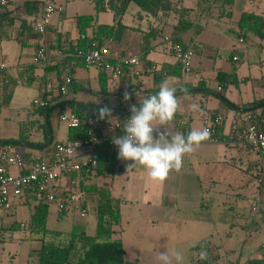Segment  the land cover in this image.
I'll use <instances>...</instances> for the list:
<instances>
[{"label": "crops", "instance_id": "crops-1", "mask_svg": "<svg viewBox=\"0 0 264 264\" xmlns=\"http://www.w3.org/2000/svg\"><path fill=\"white\" fill-rule=\"evenodd\" d=\"M45 1L11 0L6 6L0 5V65L7 64L0 70V121L12 119L11 114L15 113L14 121L19 122L18 137H7L0 129V141H15L28 158L42 157L48 144L70 139L69 120L63 119V114L74 113L76 105L71 102L98 109L106 105L112 110L114 121L125 113L132 114L130 106L139 107L140 99L145 98L142 96L130 106H122L118 100L120 90L135 85L152 95L167 78L177 89H188L187 95L176 94L180 109L166 126L167 130L171 134L187 135L192 129H203L202 114L206 112L223 116L219 127L223 140L203 141L196 151L185 155L182 168L170 171L164 181L151 180L142 166L127 170L132 162L120 160L114 154L109 172L97 168L95 174H88L81 181L88 213L80 218V225L95 237L98 207L109 198L120 214L119 221L112 226L110 239L121 241L125 256L129 248L134 260L141 263L140 254L153 255L151 262L143 264H160L161 252H156L157 246L175 242V231L181 225V230H190L191 240L197 232L207 229L210 232L205 241H185L193 249L191 261L197 264H212L209 259L198 257L206 246L211 249L208 256L214 251L218 259L226 257L239 264L260 259L264 244V228L259 227V219H264V182L258 176L263 175L264 180V153L253 146L225 139L235 113L244 122L249 118L255 120L249 111L256 110L257 121L264 129V38L253 33L244 36L240 28L244 13L264 17V0H172L169 12L160 11L156 15L130 3L120 24L109 7L97 9V0H48L62 7V11L52 16L45 36L51 50L50 60L36 64L33 59L40 38L33 24ZM79 16L92 17L91 26L86 29L88 38L100 25L114 26V34L102 38L101 45L108 47L113 56H138L139 64L125 67L119 79H110L96 68L71 66L66 54L70 55V46L83 38ZM165 36L193 48L191 73L180 71ZM241 37L244 43H239ZM65 50H68L66 54ZM235 56L238 60H234ZM149 66H156V70L145 72ZM66 67L71 68L74 81L62 94L60 85ZM29 94L36 96L28 101ZM34 99L61 105L51 114V109L44 114ZM192 104L199 105L202 111L191 112ZM95 130L101 139L99 145L102 149L108 148L103 146L108 142L103 126L98 124ZM247 198L253 211L261 212V218L243 211ZM215 202L221 209L231 204L228 209L236 222L230 223L223 212L218 215L221 222L218 218L212 219L209 209ZM70 212L60 214L55 204L40 203L30 194L14 198L10 210L0 209V264H39L41 245L29 251L22 245L25 241L36 243L44 239L49 217H64ZM90 215L92 218L87 220ZM236 229L245 233L233 242ZM223 251L225 255L219 254ZM230 256L235 258L232 260Z\"/></svg>", "mask_w": 264, "mask_h": 264}, {"label": "built area", "instance_id": "built-area-1", "mask_svg": "<svg viewBox=\"0 0 264 264\" xmlns=\"http://www.w3.org/2000/svg\"><path fill=\"white\" fill-rule=\"evenodd\" d=\"M11 0H0L1 6H6ZM62 11V7L54 2L46 0L39 17L33 24V29L39 35L40 43L34 56L36 64H44L50 60L51 50L46 43V34L51 24L52 16L56 12ZM165 40L171 44L180 71L184 74L191 73L194 50L191 46H186L174 40L172 36H165ZM241 37L239 43H244ZM77 58L80 59L85 68H96L109 75L110 79H119L124 73V68L137 65L140 58H122L113 56L106 46L79 52ZM234 60H238L235 56ZM6 63L0 65V70L6 67ZM71 66L75 62L70 63ZM156 66L145 68V72H153ZM70 67L64 70L63 83L60 85L62 94L67 92L68 86L73 83ZM137 75L140 71L135 72ZM221 91V88H219ZM127 92L131 99L124 101L123 95ZM138 86L132 85L118 92V100L122 106H130L137 98L148 96ZM36 105L45 107L48 100H34ZM125 115L120 119L111 120L89 118L87 130L82 137L58 141L52 144L42 157L28 158L25 154L17 150V144L11 142H0V209L10 210L14 198H20L26 194L35 197L38 202L55 204L60 214H65L72 210H79L81 217L87 216V208L84 204L83 190L81 188L82 179L88 174H95L100 153L103 150L99 145L101 139L95 130L100 124L108 134V151L118 155V148L113 143V137H120L125 134L124 123L131 117ZM204 128L209 129L210 137L207 141L219 142L222 136L219 127L224 121L223 116H211L203 112ZM63 119L69 120L70 126L79 124L80 119L72 112H64ZM228 139L234 143L250 145L264 153V129L260 123L251 118L244 122L234 114L231 130ZM261 259L264 260V244L262 245Z\"/></svg>", "mask_w": 264, "mask_h": 264}, {"label": "trees", "instance_id": "trees-1", "mask_svg": "<svg viewBox=\"0 0 264 264\" xmlns=\"http://www.w3.org/2000/svg\"><path fill=\"white\" fill-rule=\"evenodd\" d=\"M130 3L137 4L142 10L152 15H156L160 11L169 12L172 9V0H97V9L100 11L104 10L106 6L109 7L115 12L117 24H120L121 17L127 10ZM91 21L92 17L90 16L78 17V25L83 38L77 42V44H74V46H70L68 52L70 55L66 54L68 50L63 52L70 58L69 60H71V62H75V65H82L80 59L77 58V54L79 52L100 48L102 46L101 39L104 37H110L114 34V26L100 25L94 31L93 36L88 38L86 36V29L91 26ZM240 28L244 36H247L248 33H253L264 38V17L252 13H244L240 20ZM104 85H102V90H105ZM157 91L158 90L152 92V94H155ZM178 93L182 92L178 90L176 94ZM71 103L76 105L74 113L76 112L75 114L80 119L78 125L70 126V139H73L84 136L88 127V119L91 117L98 118V108L90 105H81L75 102ZM60 105V103L56 105L48 104L40 109L44 114L51 109V114L52 111ZM249 113H251L252 117H254L256 121L259 120L258 116H256V110L249 111ZM125 115L130 114L125 113ZM9 142L17 144L15 141ZM54 143L55 142L48 144L46 147L49 148ZM108 144L109 143L106 141L103 146L108 147ZM114 158V154H110L107 148H103L100 153L97 168H100V170L105 168L109 172L110 170L108 169L113 167ZM97 211L98 222L97 234L95 237H87L83 234L82 236L73 237L67 246L54 247L53 245H43L39 252V264L72 263V257L76 251V241H84L82 251H79L80 256L77 259V264H143L138 260L126 261L125 250L122 242L110 239L113 232L112 226L120 219L119 211L116 206L112 205V200L108 198L105 203H102L98 207ZM232 264L239 263L233 262ZM243 264H264V260L261 258L253 259Z\"/></svg>", "mask_w": 264, "mask_h": 264}, {"label": "clouds", "instance_id": "clouds-1", "mask_svg": "<svg viewBox=\"0 0 264 264\" xmlns=\"http://www.w3.org/2000/svg\"><path fill=\"white\" fill-rule=\"evenodd\" d=\"M187 95L188 89L170 85L165 78L159 86V90L152 95L140 99L139 107L130 106L131 117L124 123L125 134L113 137V143L118 148V159L131 161L127 170L142 166L153 181H164L170 171H179L183 166L185 155L193 153L210 137L207 128L192 129L187 135L182 133L171 134L167 130L180 109V99L177 91ZM125 102L131 99L125 92ZM193 113L201 112L199 105H190ZM111 119L112 110L108 106L98 109V119ZM200 259H207V252L199 253ZM161 264H184V255L176 250L167 249L159 253Z\"/></svg>", "mask_w": 264, "mask_h": 264}, {"label": "rangeland", "instance_id": "rangeland-1", "mask_svg": "<svg viewBox=\"0 0 264 264\" xmlns=\"http://www.w3.org/2000/svg\"><path fill=\"white\" fill-rule=\"evenodd\" d=\"M213 9L215 10L216 6H214ZM240 46H242V45H240ZM245 64H246L245 66L247 67L248 63L246 62V60H245ZM247 69H248V67H247ZM35 96H36L35 94L34 95L29 94L26 99L28 101H31L33 98H35ZM34 100H40V99H34ZM11 115H12L11 116L12 119L5 120L4 122L0 121V129L4 130L3 134L6 135L7 137H14V138L16 137L17 138L19 135V122L14 121V120H16V114L15 113H13ZM22 115L23 114L21 112V116ZM16 147H17V150L20 151L21 153L24 152L23 147H21L19 145ZM258 177H260L261 180L264 182V180L262 178L263 175L262 176L259 175ZM205 194H206V196L209 195L207 192H205ZM244 194H247V191L244 192ZM229 198H232V197L229 196ZM229 202L234 203L232 200H229ZM230 205L231 204H227V206H222L223 209H221L217 206V204L215 202L213 204V208L209 209V215L212 217V219L213 218L216 219V218H218V215L221 212H223V215L225 216V218H228L230 223H234V222H236V220H233L231 218V214L229 211L230 209H228ZM251 206H252L251 200H248V198L245 199L243 211L246 213H252L253 216L261 218L262 217L261 212L259 210L253 211ZM230 207H232V206H230ZM231 210H234V209H231ZM263 210H264V207H263ZM80 218H82V217L80 215L79 210L71 211L69 214H67L64 217H59L57 215L51 216V217H49V220L47 222L46 227L44 228V230L47 231V234L45 235L44 239H41V240L37 241L36 243H33L32 241H25V244H23L22 246H24L26 251H29L31 248L38 247L40 245H41V247L43 245H47V246L53 245L54 247H56V246L60 247V246H67L70 243L71 239L75 236L78 237V236H82L84 234V236L91 237L89 235L91 231L88 228H86V231H85V229L82 228V226L80 225V223H79L81 221ZM90 218H92V215H90V217L87 218V220H89ZM218 219H220V222H221V218H218ZM40 221H44V219H42ZM222 226H224V225H222ZM259 227L261 229L264 228V219H259ZM170 229H171L170 233L172 235V228H170ZM177 229L178 230H176L175 234H174L175 242H172L170 244L167 243L166 246L164 244V247L158 245L156 248V252H165L167 249H169L171 251L174 249L176 251L181 252L184 255V258H185L184 264H197L196 262L191 261V257L193 256V249L190 248L191 246H188V242L185 243V241H189V239L191 238L190 237V235H191L190 230L188 228H185L186 231L181 230V229H183V225H181V228L178 227ZM238 229H236V231L234 232L233 237L231 239V240H233V242L235 241L236 238L240 239V237H242L245 233V232L243 233L242 230H238ZM213 230H211V231H213ZM209 233L210 232L208 229H207V231L203 230L201 232H197L196 235L194 236V238H192V240L190 239V241H194V240H198V242H200L201 240L205 241L206 238L208 239L207 235ZM212 233H214V231ZM224 241L227 243V240H224ZM175 243H176V245H175ZM83 245H84V241H76V244H75L76 251L73 254L72 262H77V259L80 256L79 251H81ZM202 249H204V245H203ZM21 250L22 249H19L20 252H22ZM204 250L207 252V260L209 259L212 262V264H232L234 262L233 259L235 257H233V256H230V259H232L233 261L227 260L226 257L225 258L221 257L220 259H218V258H215L213 250H212L213 251L212 256L210 254L208 256V251L211 250L210 247L206 246ZM126 253H127L125 256L126 260H128V261L134 260V258H133L134 255L131 253V250L129 248L127 249ZM219 254L225 255V252L223 251V253L220 252ZM151 257H153V255L148 254V253H144V254H140L139 258L143 262L149 263L152 261ZM198 257H199V254H198ZM213 260H216L218 262H216V261L214 262ZM199 261H202V260H199ZM158 263L161 264L160 261Z\"/></svg>", "mask_w": 264, "mask_h": 264}]
</instances>
